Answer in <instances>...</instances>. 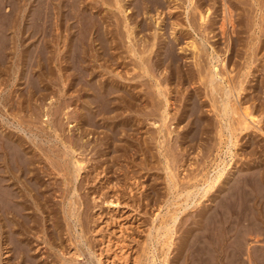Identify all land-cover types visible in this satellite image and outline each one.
<instances>
[{
    "label": "bare ground",
    "instance_id": "6f19581e",
    "mask_svg": "<svg viewBox=\"0 0 264 264\" xmlns=\"http://www.w3.org/2000/svg\"><path fill=\"white\" fill-rule=\"evenodd\" d=\"M6 1L9 2V5L14 2V0ZM20 1L21 3H25H23V5L25 6L23 10L27 11V5L29 9L27 12L20 13L21 18H23L21 20L24 22V24L26 23V28H20V31L22 29L19 35L20 37H18L17 41L15 42L16 39L13 40V36H15L16 34H12L13 32L17 33L15 22H12L10 18L8 19V17H12V15L14 17L15 14H12V11L10 10V12L6 14V16H4V19L6 17L5 22H3L4 20L2 21V23H4L5 25L2 24L3 26H1L3 28L0 29L1 36L6 37V39L3 40L4 42L0 44V52L3 53V51H6L7 48L10 49L13 46L12 44H14L17 51L19 50V48H21V46L25 47V49H23V57L20 56L19 60L20 64L23 66L21 68L22 72L20 73V75L22 73L24 74L23 71L26 72V76L22 75V77L20 78H24L27 81V93L24 94L25 97L23 100H26V103L28 102L27 100L31 98L37 100V97L34 96L37 93L36 90H38L42 94V96L40 94L41 97L45 98L48 90H46V87H44V85L46 84L47 86L48 83L52 84V78L54 79V77L56 76H54L53 67L57 66L55 67L57 69L64 65V67H62L67 71H65V74L68 75L66 76L68 77V79L64 78L66 79V81H62L61 86H59L58 84L59 93L57 94L58 97L61 98V102L59 100L60 104H57V107L53 108L54 112L50 111L52 109H47L50 112H46V115L50 116L51 114V117L57 116L55 114H59L60 110L63 109L67 104L66 102H68V100L66 101V99L68 97H66V95L68 93H62L61 90L63 89V91H66V89L62 88L64 87L62 85L66 84L68 86L67 90L71 89L73 90L72 92H75L74 96L78 101L77 106L79 109V112H77L76 114L79 113L77 116H79L81 123L79 124L80 128L78 135L73 136L67 134L68 136L65 135L67 137H62L64 141H62L60 133H57L56 136H54L64 143V146H62L63 148L56 146L57 144L55 143H58L57 141L51 142V140L53 141V139H50V133L49 130L47 133L46 127L44 128L42 127V125L40 127V124L37 125L34 123L38 118V114H40L38 113V111H40V108L38 109L37 106H35L37 109L31 107V102V104L29 103L30 105H26H29L30 108L25 106L26 108L30 109V119L26 121L24 117V120L26 121H24V124L28 126L27 130L30 134H25L27 138L23 136L24 133L18 134L11 129H3L5 126L3 127V124L0 125V127H3L0 128V219H2L0 221H5L4 224L3 222H0V224L3 227L4 225H6V228L9 227L8 230L11 233L9 232L10 235H8L9 237L7 239L8 242L15 246L21 244V236L17 237L16 235H20V233L23 232L24 229L22 228L25 227L24 224L30 221H33L32 223L35 222L36 219L33 218L35 209H43L44 206L46 207V203H50V201H48L50 193H47L50 186L48 185L49 183H47V180L45 178V176L49 175V170L51 168H57L59 172L64 171V173L62 172V175H66V171L69 170H67L68 166H62V163L65 162L64 155L67 154V151L71 150L73 145H78L84 148L86 145V140L83 139L84 134L87 132H94V129H96L98 126H105L106 129L105 127L104 129H108L109 132L105 131V136L108 139H111L109 142L110 144H108L112 146L113 149H118L117 146L119 145L115 143V140H122L117 137L119 132L122 131V134L126 138L127 136L129 138L131 134H134L135 136L136 132H139L138 129L142 124L138 121V118L141 119L142 117L140 116L144 115L151 116V114L154 112L153 108L158 104L159 100H157L156 98L157 94L155 91H147L146 88V97L141 96L140 92L142 90L139 91V89L144 85V88L147 85L151 86L152 83L150 81L156 79L154 76V69L152 67H161L163 65L168 66L170 74L169 76H171L169 79H175L174 77L176 76L180 78V75L176 74V72L179 71L180 65L178 62V58L174 53V47L180 40V36L177 32H179L181 27L179 28V30L177 28L172 36H169L167 34L163 36L162 39L158 38L157 41L153 39L154 41L146 42V39H144L143 43H141L139 39H136L135 35L131 36V34L135 32V28L138 26L140 27V31H145L149 28L151 23H149L148 19L150 17L154 18V15L152 16L151 12H155L158 15H161L159 13H162V11L159 10H162L164 7H166V0H44V2H47L45 3V13H47V16L45 17H48V19L45 18L46 20H44L46 21V24L48 22L51 23L52 20L55 26L54 29H59L61 30V32H66V34L64 35V39L62 37L63 35L61 36L63 40L59 39L61 37H57V35L59 36V34L55 36L53 35V37H51L50 35L53 33L52 30H50V33L47 34L46 32L49 31H46L45 28L41 29V27H39L36 23V20L34 19L36 15L34 16V13L35 11L37 12L38 9H36L37 7L34 9V5L36 6V2L38 0ZM181 1L184 2L183 9L186 16V21L192 28H196L198 32L202 33V35L200 36V41H195V43L192 42L191 44L193 49L196 50L195 53L193 52L194 55L192 56L193 58H195L194 64L197 66L198 78H203L201 82L202 84H205V88L207 90L206 93L211 100V104L213 108L217 110L215 114L217 115V117H219V126H217L218 128H216V130L218 129L217 131L221 136L225 133V130H228V136L233 139V137L237 135L235 132L236 130L245 131L249 128L251 122L247 121L248 118L251 119L250 121L255 122V124L261 122V117L257 120H255L256 118L254 119V112L259 110L260 114H264V101L260 99L261 97H264V39L261 40L258 37L261 40L260 43L262 42L261 44L258 43L259 41L257 40L258 45L256 43H254V45L252 44L253 46H251V44L249 45L251 53L250 55H247L248 61L245 62L248 71L246 69L247 72H244L243 74L247 73L253 78L255 77L253 79L254 81H251L252 78L250 82H248L250 78H247L248 81L244 80V75L242 76V79L239 77L238 80V77H236L237 75L235 76L231 74L232 69H230L231 67L229 64L230 62L235 63V61H233V55L237 54L236 52L238 49V45H240L239 36L241 35V32L243 30L241 28L239 29L240 20L239 18H235L236 14L234 13L235 9L233 8H235L236 6L241 7V5H247L248 0H236L237 4H235L233 0H214L219 2L218 7H214V11L217 12L219 19L212 18L209 20L206 14L208 9L205 13H202L203 11L201 10V6L204 5L202 3L207 0L200 1L197 4L194 2L195 0ZM209 1L210 0H208V3H210ZM259 1L255 2L258 3L261 7H264V0ZM252 6L253 5H250V7ZM250 7L244 6L242 10L249 12ZM197 8H201L198 13ZM263 14L264 11L262 12V17H264ZM28 17L30 18L28 19ZM165 17L166 16H163L160 19L164 20L166 19ZM132 22L139 24L130 27V23ZM20 24L22 25L23 23ZM259 24L261 26V23ZM21 25L19 27L23 26ZM47 25L50 24L48 23ZM168 25L169 24H167L166 26L168 27ZM228 25L230 26L228 27ZM122 26L125 28V31H123ZM40 29L43 32L41 35L42 38H40L41 36H39L41 32L38 30ZM259 29L260 34H262L261 36H263L264 27H260ZM6 31H10V33ZM165 33L166 30L164 29L161 34L163 35ZM217 35L220 37H218ZM37 36H39L38 39H41L40 41L37 39ZM213 36H217L218 38H215V40L212 41L211 37ZM125 38L127 40H125ZM220 39H224L222 44H224V46L226 45V48L224 46V48L221 47ZM124 41L128 42L126 52L133 57L135 64L140 70L136 74H133L131 77L134 78L137 76L143 79L136 80V82L133 84L131 83L122 85L119 79L121 78V76L119 78H116V74L119 72H117L115 76H111L113 75L111 74L110 77L112 78L109 79V75L107 73L110 74V70H106L104 64L106 62L111 63L116 59L114 57V52L115 50H119L124 46ZM9 44H11L12 46H9ZM19 45L21 46L19 47ZM206 45L210 46V50ZM153 47H155L154 50ZM250 47H252L253 50H251L252 48ZM223 49H225V53L227 54L222 56L220 55L221 52L219 51H222ZM262 49L263 51L261 52ZM229 50L230 53H228ZM152 52H155V54L157 55L156 60H153L152 55H150V53ZM251 54L255 55L256 60L258 58L260 59L258 63L255 62L256 68H251V63L253 61ZM5 55L7 54L5 53ZM0 57H2L1 54ZM122 57L124 58V56ZM3 58L5 57L0 58V60H2ZM52 63H54V66L51 65ZM120 63L124 64L125 62H119L117 60L113 62L114 65L116 64L118 66L120 65ZM97 67H101L102 70H96ZM59 75L60 74H58V76ZM186 77L181 78V82H186ZM25 80L24 82L26 83ZM243 81L248 82L246 83L247 85H244L245 87L243 86ZM38 84L39 86L41 85L40 88H38ZM56 84L57 83L55 82L54 85ZM131 85L134 87L132 88ZM136 86H140L138 91L136 89ZM244 90L249 91V93L246 94L247 99L251 98L260 100V103H257V105H259L258 107L256 106V111L252 112V108L249 109V106L247 104L246 105L248 107L244 105L243 109L239 108L240 106L238 104V96L241 95V91ZM158 93L160 94V90H158ZM143 96L145 95L143 94ZM198 96H200L198 90H194L193 92L189 93L188 96H186L182 118H180L181 122H185L184 125L186 127V130L181 136L182 139H185V141H187L189 138L187 144H190V140L193 141L195 138H198L197 135L207 133V131L209 130L208 125L211 123L210 121H208V119L210 118H205L199 112L200 103H198ZM167 98L165 99L166 103L169 102V99ZM143 102L148 104L150 103L151 107H153V112L143 110V108H145L143 107V105L145 106ZM239 103L241 104V101ZM22 110H25V108ZM126 112L138 113H136L134 117H131V115L127 116ZM234 115L235 117H238L234 118ZM49 116L46 117V119L49 118ZM58 117L59 116H57L56 119H58ZM166 119L167 114L163 113V115L161 116V123L163 127L167 125ZM51 120L50 123H52ZM16 122L20 126L23 123V119L21 121L20 119H17ZM57 122L59 121L57 120ZM56 124L58 123H55V125ZM58 126H60V124L55 126L57 130L58 128L61 129V126ZM15 127L17 126L15 125ZM20 127H22V125ZM162 128H160V131ZM257 128L261 131V133H264L261 126H257ZM22 129L24 130L23 127L20 130ZM170 132L171 131H168L167 129V133L169 134ZM126 138L124 139L127 140L125 141V143L128 142V144H124L126 149H135L138 151H141L143 149H136V144H132V140L130 139V141L128 138ZM257 138L255 135V137L246 139V142L248 143L247 146L250 147L248 150H251L249 152L247 151V154L249 153V155H252L254 153L255 159L253 157V159L242 161L237 166H234V169L231 171H226L225 168H218L210 177L206 175L208 174L206 173L202 174L200 178H197V175L192 173L195 175L194 180L196 178L198 183L190 185L188 189H183L186 191V194H184L185 203L189 198H193L196 195H198L199 198L206 197L208 199V201H206L205 199V202L207 203H205L203 206L201 205L204 202H201L200 207L198 205V210L195 209L196 211L193 214L194 220H192V224L186 231V235H188V230L190 228L191 231L194 230L193 234H191L189 242L187 239L184 240V242H188L186 246V248L188 249L189 247H192V249L197 251V247H202L201 249L205 254H202L205 257L202 261L199 256L202 264H264V247H262L263 245L261 247H248L246 252L247 259L240 258V255L244 254L246 251L245 247V249L242 248V240L246 237L247 233L252 232L254 229L255 231H253V233H255L257 241L262 240L264 242V143H262L264 141L261 142ZM65 139L68 141L67 145H65ZM219 141L222 142V139H220ZM63 143L61 144L63 145ZM102 143H104V141L101 140L98 145L101 147ZM233 144L235 145L236 141L233 142ZM205 145H207V143ZM119 149L122 150L123 147L120 148L119 146ZM38 150H40V154L38 153ZM97 150L99 151V149ZM72 151L74 152V150ZM101 152H103V150ZM244 152L246 151L244 150ZM50 153L59 158L58 160H56V163V157L53 161V157H51ZM105 153L108 154L107 151H105ZM43 154L46 155V160L43 159ZM111 158L113 159L112 156ZM73 159L76 166V173L74 172V178H76L83 167H81L83 159L82 157H76ZM167 159L166 161H168ZM107 160L109 159L107 158ZM48 164H50L51 167H49ZM64 164L67 165L66 162ZM172 176L170 175V180L173 182L174 187L176 185V182L174 181L175 177L173 178ZM72 180L73 177L70 181ZM191 187L194 188L191 189ZM177 193L178 196L181 195V192ZM174 214L175 211L171 216V219L173 220L177 217L175 216L176 214ZM27 224L29 225V223ZM27 229L28 228L26 227V230ZM170 229L171 228H165V232L167 235L170 234ZM16 230H18V232L20 233H16ZM195 251L192 250V253L190 254H194L193 252ZM191 257H193V255Z\"/></svg>",
    "mask_w": 264,
    "mask_h": 264
},
{
    "label": "rangeland",
    "instance_id": "374dc122",
    "mask_svg": "<svg viewBox=\"0 0 264 264\" xmlns=\"http://www.w3.org/2000/svg\"><path fill=\"white\" fill-rule=\"evenodd\" d=\"M15 1L17 0H14V2L9 5V2H7L6 0H0V26L4 24L2 23V21L4 20L3 22H5L6 20V17L4 19V16H6V14H8L11 10L12 14H15V16L13 17L12 15V17H8V19L10 18L12 22H15L17 33L13 32L12 34H16L15 36H13V40L16 39V42L18 37H20L19 35L23 27L26 28V23L24 24V22L21 20L23 18H21L20 13L27 12L29 9L27 5V11L23 10V8L25 7L23 5L24 2L21 3L20 0H18L17 2ZM200 1L203 0H195L194 2L197 4ZM233 1L235 2V4H237L236 0ZM255 1L259 0H248L247 5H241V7L236 6L235 8H233L235 9V12L233 11L236 14L235 18H239L240 20L239 29L241 28L243 31L239 36L240 45H238V49L236 52L237 54L233 55L234 60H232L235 61V63L230 62L229 65L231 67L230 69H232L231 74L235 76L237 75L236 77H238V80L239 77L242 79V76L244 75V80L250 78L249 81L247 80L248 82H250L251 78V81H254L253 79L255 78L248 75L247 73L243 74L244 72L248 71L245 62L248 61L247 55H250L251 53L249 45L251 44V46H253L254 43L258 45V43H260V41L264 39V35L261 36L262 34H260L259 29L260 27H264V17H262L264 7H261ZM166 2V7H164L162 10H159L162 11V13H159L161 15H158L155 12H151L152 16L154 15L153 17L155 19L152 17L148 19L149 23L152 24H150L148 29H146L145 31H140V27L138 26L135 28V32L131 34V36L135 35L136 39H139V41L143 43L144 39H146V42H151L154 40L157 41L158 38L162 39L163 36L167 34L169 36H172L177 28L178 30L180 27L182 29H180L181 31L179 30V32H177L180 36V40L174 47V53L176 54L180 65L179 71L176 72V74L180 75V78L176 76L177 78L174 77L175 79H169L171 76H169L170 74L168 66H153L152 68L154 69V76L156 79L150 81L152 85H147L145 88V85H141L142 89L140 88V86H136L137 91L139 88V91L142 90L140 92L142 97H146L147 91L152 90L156 92V98L157 100H159L158 104L156 102L157 106L154 107L155 109L151 107L150 103L148 104L143 102L145 104V106L143 105V107L145 108L142 107L143 110L149 112L152 111L153 108L154 112L152 111L153 113L151 114V116H140L142 118H138V121L142 123H140L142 126L140 125L138 129L139 132H136L135 136L134 134H131L129 138L127 136L129 140H132H130L131 142H133L132 144H136V149H143L141 151L135 149H126L124 144H128V142L125 143V141L127 140H124L126 137L122 134L121 131L119 132L117 137L122 140L116 139L115 143L118 144L120 148L123 147V149L125 148L126 150H121L119 149V146H117L118 149L114 148L116 150L115 151L113 147L109 145L111 139H108L105 136V131L109 132L108 129L105 130V126H98L99 128L97 127L96 129H94V132H87L88 134L85 133V137L83 136V139L86 140L85 147L82 148L78 145H73V149L71 148V150L67 151V154L64 155V159L67 165L64 164L65 162H63L62 166H68L67 170L69 169L70 171L68 170L65 173L66 175H62V172L64 173V171L59 172L57 168H51L48 173L49 175L45 176L47 183H49L48 185L50 186H48L49 190L47 191V193H50H48L50 196L46 193L49 196L48 201H50V203H46V207L44 206L43 209H35L33 214V218L36 219L35 222L32 223L33 221H30L27 222L29 223V225L27 223L24 224L25 227L22 228L24 229L22 233L16 230V233H20V235L17 234L16 236H21V239L19 238L21 244L15 246L8 242L7 238L11 233L8 230L9 227L6 228V225H4L3 227L0 224V264H196L197 262L200 264L203 258H205L202 255L204 254L201 249L202 247H197V251L192 249V247H189V249L186 248L187 243L190 241L189 239L194 230L191 231L189 228L188 235H186V231L192 224V220H194L193 214L196 211L195 209L198 210V205L200 207L201 202H204L201 205L203 206L205 203H207L205 202V199L206 201H208V199L206 197L199 198V196L196 195L193 198H189L185 203L184 194H186V191L183 189H188L190 185L198 183L196 178L194 180L195 175H197V178H200L202 174L208 173L206 175L210 177L218 168H225L226 171H231L234 169L233 167L237 166L240 162L253 159V157L255 159V154L253 152L252 153L254 155H249V153L247 154V151L249 152L251 150H248L250 147L247 146L248 143L246 142V139L255 137L256 135V138L258 137L257 139H259L261 142L264 141V133H261V131L257 128V126H261L264 131V114H260L259 110L256 111V106L258 107L259 105H257V103H260V100L251 98L247 99L246 94H248L249 91H241V95L238 96V104L240 106L238 107L240 109H243L244 105L247 104L249 106V109L252 108V112L256 111L254 112V119L256 118L255 120H257L261 117L260 121L262 123L258 122L255 124V122L250 121L251 119L248 118L249 120L247 119V121L251 122L249 128L245 131L236 130L235 132L237 135H235L233 139L228 136V130H225V133L222 136L219 135L217 131L218 129L216 130V128H218L217 126H219V117H217V115L215 114L217 110L213 108L211 100L206 93V86L201 82L203 78H198L197 66L194 64L195 58H193L192 56L194 55L196 50L193 49L191 44L192 42L195 43V41H200V36L202 35V33L198 32L196 28H192L186 21V16L183 9L184 2H182L181 0H166ZM209 2L210 3H208V0L203 2L202 4L204 5H200L202 9L197 8V13L200 9L203 11L202 13H205L208 9V11L206 12L208 20L212 18L219 19L217 12L214 11V7H218L219 2L214 0H210ZM14 3L16 4V6ZM45 3L47 2H44V0H38L36 2V6L34 5V9L36 7V9H38V11H35L34 13V16L36 15L34 17L36 23L39 27H41V29L45 28L46 31H49L46 32L47 34L50 33V30H52L53 33L50 35L51 37H53V35L55 36L59 34V36L57 35V37L59 38L63 35L62 37L64 39V35L66 34V32H61V30L59 29H54L55 26L52 20L51 23L47 20L50 25H47L48 23L46 24L45 20L48 19V17H45L47 16V13H45ZM250 5L253 6L250 7ZM244 6L250 7L249 12L242 10ZM163 16H166V19L161 20L160 18H162ZM29 18L30 17H28V19ZM160 20L163 22H161ZM165 20L167 23L165 22ZM20 23H23L24 25L22 24V26ZM259 23H261V26ZM138 24L139 23L132 22L130 23V27ZM165 24H169L168 27ZM20 25L22 27H19ZM2 26L0 27V29L3 28ZM229 26L230 25H228V27ZM20 28H22L21 31ZM41 29L38 30L41 32L40 35L38 33L39 36H41L43 33ZM122 29L123 31H125V28L123 26ZM164 29L166 30V33L162 35L161 33L164 31ZM53 30L57 32L55 33ZM6 32L10 33V31ZM39 36H37V39L39 38ZM217 36L211 37V40L213 41L215 40V38L217 39L218 37H220ZM62 37L59 39L63 40ZM40 38H42V36ZM5 39L6 37L1 36L0 33V44L4 42L3 40ZM38 40L40 41L41 39ZM125 40L127 39L125 38ZM223 41L224 39L220 42L221 47L224 46V44H222ZM12 45L9 44V46H12V49H10L12 51L14 50L13 52L9 48L7 49H9L11 52L7 49L6 51L8 52H6L5 50L3 51V53L0 52L1 56L5 57L0 60L2 62H5H0V125L3 124V127H5L0 128L11 129L18 134L24 133L23 136L27 138L26 135L30 134L27 130L28 126H26V124L24 123L28 121V119H30L29 105L32 103L33 106L31 104V107L36 108L35 106H37L38 109L40 108V111H38V113L40 114H38V118L34 123L37 125L40 124V127L41 125L44 128L46 127L47 133L49 130L50 139H53V141L51 140V142L57 141L58 143H55L57 144L56 146L63 148L62 146H64V143L61 142L58 138L54 137L57 133H60L61 138L67 137L68 135L75 136L79 133V124L81 123V121L79 119V116H77L79 113L76 114L77 112H79V109L77 106L78 101L74 96L75 92H72L73 90L71 89L67 90L68 86L66 84H63L62 86L64 87L62 88L66 89V91H63V89L61 90L62 93H68L66 95V97H68L66 101L68 100V102H66L67 104L65 105V107L61 109L63 111L60 110L59 114H55L60 118L58 117V119H56L57 116L55 115V117H51V114L50 116L46 115V112H48L50 109H52L50 111L54 112L53 108H56L57 104H60L59 100L61 102V98L58 97L57 93H59L58 90L59 86H61L62 81H66V79H68V77H66L68 75L65 74L67 71L65 68H63L64 65H62L63 67L61 66L63 69L61 67L56 69L55 67L57 66L53 67L54 76L56 75L57 77L55 76L54 79L52 78V84L48 83L47 86L46 84L44 85V87H46V90H48L46 97H41L42 94L38 90H36L37 95L35 94L34 96L37 97V100L31 98L27 100L28 102L26 103V100L23 99L25 97L24 94L27 93V81L24 78H20L22 77V75L26 76V72L23 71L24 74L22 73L20 75V73L22 72L21 68L23 66L19 62L20 56L23 57V49H25V47L19 45V47L21 46V48H19L20 51L18 50V52L15 49L14 44ZM127 45L128 42L124 41V46L119 49L120 51L115 50L114 52V57L116 59L113 62H115L116 60L119 62L124 61V64L120 63L119 66L116 64L114 65L113 62H111L113 65L109 62H106L104 64L106 70H110V74L107 73L109 75V79L112 78L110 77L111 74H113L111 76H115V74L119 72L116 74V78H119L121 76V78L119 79L122 85L131 83L133 84L136 82V80L143 79L137 76L134 78L131 77L133 74H136L140 70L135 64L133 57L126 52ZM207 47L210 50V46ZM224 47L226 48V45ZM154 49L155 47H153V50ZM251 50H253V48ZM262 51L263 49L261 50V52ZM219 52H221L220 55L222 56L227 54L225 53V49ZM5 53L8 56L5 55ZM228 53H230V50ZM150 55H152L153 60H156L157 55L155 54V52L150 53ZM122 56H124V58ZM251 56L254 61V59L256 58L255 55L251 54ZM258 59H255L254 62L252 61L251 68L256 66L255 62L258 63V61H260V59ZM53 64L54 63H52L51 65ZM98 69L99 71L102 70L101 67H97L96 70ZM56 70L59 71L57 72ZM58 74L60 75L58 76ZM185 77L187 79L186 82H181L180 79ZM24 80L26 81V83L24 82ZM55 82L57 83L56 85H54ZM248 82L243 81V86L247 85L246 83ZM40 86L38 88H40ZM131 87L133 88L134 86L131 85ZM158 90H160V94L158 93ZM194 90H198V92L200 93V96H198V103H200V114L207 119L210 118L208 119V121H210L211 123L208 125V131L210 132L207 131V133L199 134L200 136L197 135L198 138H195L193 141L190 140V145L187 144L189 138L187 141H185V139H182L181 135L184 134L186 127L184 125L185 122H181L180 118H182L186 96H188L189 93L193 92ZM143 94L145 96H143ZM166 98L169 99L168 103H166ZM260 99L264 101V97H261ZM239 100L243 105L239 103ZM27 104L29 105L26 106ZM247 105L246 107H248ZM25 106L29 108H26ZM24 108L25 110H22ZM136 113L126 112L127 116L131 115V117H134ZM163 113L167 114V125L164 126L166 133L161 123V116L163 115ZM235 115L234 118L238 117H235ZM48 116L49 118L46 119V117ZM24 117L26 121L24 120ZM17 119H20V121L23 119V123L21 125L24 130H20L22 127H20L21 125L19 126V124L16 122ZM51 119L56 121H53ZM50 120L52 121V123H50ZM57 120L59 122H57ZM55 123H58L56 125L60 124L61 127H58H60L61 129L58 128L57 130V128L55 127ZM14 124L18 128L15 127ZM160 128H162L161 131ZM167 129L168 131H171L169 134L167 133ZM247 132L250 136L247 135ZM219 138L222 139V142L219 141ZM101 140L104 141V143H102L101 145L102 148L98 145ZM62 141H64L63 138ZM232 141H236V144L234 145ZM66 142L65 145L68 144L67 140ZM61 143H63V145ZM206 143L208 146L205 145ZM96 148L99 149V151ZM72 150H74V152ZM102 150L103 152H101ZM244 150L246 152H244ZM38 151L37 152L40 154V150ZM105 151H107L108 154H106ZM166 154L167 158L170 159L166 158ZM50 155L51 157H53V161L56 157V163V160H58L59 158L54 154L50 153ZM44 156L42 157L46 160V155ZM111 156L113 157V159L111 158ZM76 157H82L83 160L81 163V167H83L80 170L79 175L74 178V175L76 173V166L74 164L73 158ZM107 158L109 160H107ZM166 159L168 161H166ZM170 161L172 162V164ZM48 165L49 167H51L50 164ZM192 173H194L195 175ZM170 175H173V178L175 177L174 181L176 182V185L174 187L173 182L170 180ZM72 177L73 180L70 181ZM55 179L58 183L55 181ZM193 188L191 187V189ZM177 192H181V195L178 196ZM47 205L49 208L47 207ZM174 211L176 214L174 215L177 217L173 220L171 219V216L173 215ZM0 222H3V224L5 223L4 220ZM26 227L28 228L27 230ZM165 228H171L169 230L170 237L166 234ZM253 231L255 230L253 229ZM253 231L247 233L246 237L242 240V248H246V251L244 254L240 255L241 259H247L246 252L248 247H261L262 245V247H264V242L262 240L257 241V237L255 236V233H253ZM186 239L188 240L187 243L184 242V240ZM191 249L195 251L193 252L194 254H192L193 257L196 254L194 258L191 257ZM199 256L201 258V261Z\"/></svg>",
    "mask_w": 264,
    "mask_h": 264
}]
</instances>
